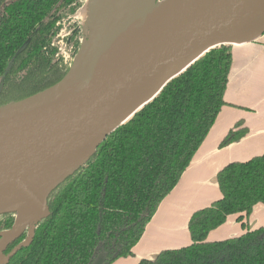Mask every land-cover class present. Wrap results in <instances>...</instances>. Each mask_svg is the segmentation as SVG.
Here are the masks:
<instances>
[{
  "label": "trees",
  "instance_id": "1",
  "mask_svg": "<svg viewBox=\"0 0 264 264\" xmlns=\"http://www.w3.org/2000/svg\"><path fill=\"white\" fill-rule=\"evenodd\" d=\"M85 0H0V107L49 89L69 71L55 42ZM78 35V33H77ZM72 60L78 39H72ZM232 45L206 52L167 83L99 144L91 158L48 196L49 215L34 227L30 244L7 264H104L132 255L145 226L192 162L226 105ZM220 141L239 143L240 120ZM221 198L193 212L191 244L161 250L138 264H264V225L249 228L254 207L264 205V153L231 162L216 175ZM239 216L243 234L208 241L228 216ZM15 213L0 215V232ZM28 237L23 233L4 252Z\"/></svg>",
  "mask_w": 264,
  "mask_h": 264
},
{
  "label": "water",
  "instance_id": "2",
  "mask_svg": "<svg viewBox=\"0 0 264 264\" xmlns=\"http://www.w3.org/2000/svg\"><path fill=\"white\" fill-rule=\"evenodd\" d=\"M86 1V0H85ZM125 38L138 0H111L83 38L74 64L57 85L0 107V215L15 213L0 232V264L30 244L49 215V194L83 166L99 144L157 97L209 50L264 34V0H164ZM73 85L58 91L71 73ZM28 231V237L7 247ZM94 264H104L99 256Z\"/></svg>",
  "mask_w": 264,
  "mask_h": 264
},
{
  "label": "crops",
  "instance_id": "3",
  "mask_svg": "<svg viewBox=\"0 0 264 264\" xmlns=\"http://www.w3.org/2000/svg\"><path fill=\"white\" fill-rule=\"evenodd\" d=\"M232 60L224 92L226 105L176 187L161 201L145 226L132 255L112 264H138L154 258L161 250L190 245L189 218L194 211L221 198L215 175L228 163L247 161L264 153V34L254 41L232 45ZM240 120L248 129L247 135L239 143L220 148V141ZM238 217L228 216L221 227L210 232L207 240L218 241L243 234ZM247 224L251 229L264 225L263 204L254 207Z\"/></svg>",
  "mask_w": 264,
  "mask_h": 264
},
{
  "label": "bare ground",
  "instance_id": "4",
  "mask_svg": "<svg viewBox=\"0 0 264 264\" xmlns=\"http://www.w3.org/2000/svg\"><path fill=\"white\" fill-rule=\"evenodd\" d=\"M111 0H86L82 9L77 13L79 20L83 24V30L87 32H93V29L98 25L99 22L105 16V12L107 11V4H110ZM148 0H138L139 3V11L138 14L130 21V28L129 31L123 34L120 37V40L125 38L129 33L133 32L136 28H138L139 24L149 15H152L159 7H156L154 10H149L148 8ZM84 27L86 29H84ZM83 50H80L77 56L74 58V64L78 65V63L83 58ZM78 70L73 67L71 73L63 80L57 87V90H63L64 88H68L69 86L73 85L75 82L74 74Z\"/></svg>",
  "mask_w": 264,
  "mask_h": 264
},
{
  "label": "rangeland",
  "instance_id": "5",
  "mask_svg": "<svg viewBox=\"0 0 264 264\" xmlns=\"http://www.w3.org/2000/svg\"><path fill=\"white\" fill-rule=\"evenodd\" d=\"M162 1H164V0H157V4L162 2ZM147 3H148V8L149 9L152 8L153 0H148ZM81 23L82 22L79 20L78 15L76 14V16H74L71 21H67V22H64L62 24V29L59 31L60 32L59 37L56 39L55 47H57V49L60 52L65 53V58H66L67 62L72 63V61H71L72 60V51H73L72 39L74 38V36L77 37L78 43H79L78 46L80 47L82 39L87 38L88 35L90 34V32L83 30L84 25ZM84 29H86V28L84 27ZM77 33H78V35H77Z\"/></svg>",
  "mask_w": 264,
  "mask_h": 264
},
{
  "label": "built area",
  "instance_id": "6",
  "mask_svg": "<svg viewBox=\"0 0 264 264\" xmlns=\"http://www.w3.org/2000/svg\"><path fill=\"white\" fill-rule=\"evenodd\" d=\"M58 37H59V36H58ZM58 37H57V38H58ZM59 52H60V51H59ZM60 53H62V52H60ZM62 56H63L65 62H67V60H66V58H65V53H64V52L62 53ZM71 61H73V60H71Z\"/></svg>",
  "mask_w": 264,
  "mask_h": 264
}]
</instances>
